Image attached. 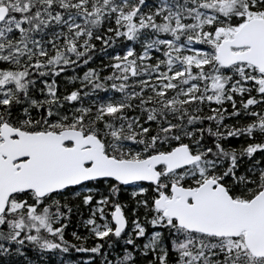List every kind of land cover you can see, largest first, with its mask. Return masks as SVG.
<instances>
[{"label":"snow or ice","instance_id":"1","mask_svg":"<svg viewBox=\"0 0 264 264\" xmlns=\"http://www.w3.org/2000/svg\"><path fill=\"white\" fill-rule=\"evenodd\" d=\"M0 264H264V0H0Z\"/></svg>","mask_w":264,"mask_h":264},{"label":"trees","instance_id":"2","mask_svg":"<svg viewBox=\"0 0 264 264\" xmlns=\"http://www.w3.org/2000/svg\"><path fill=\"white\" fill-rule=\"evenodd\" d=\"M74 223H75V222H74ZM73 230H75L74 227H73V226H70V227H69V233H70L71 231H73ZM79 231L83 232L84 229H83V228H80ZM69 239H71V236H69Z\"/></svg>","mask_w":264,"mask_h":264}]
</instances>
